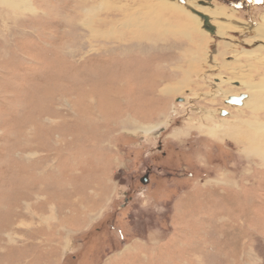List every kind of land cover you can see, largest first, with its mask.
Instances as JSON below:
<instances>
[{
	"label": "rangeland",
	"instance_id": "1",
	"mask_svg": "<svg viewBox=\"0 0 264 264\" xmlns=\"http://www.w3.org/2000/svg\"><path fill=\"white\" fill-rule=\"evenodd\" d=\"M18 1L0 0V264H264V0Z\"/></svg>",
	"mask_w": 264,
	"mask_h": 264
},
{
	"label": "bare ground",
	"instance_id": "2",
	"mask_svg": "<svg viewBox=\"0 0 264 264\" xmlns=\"http://www.w3.org/2000/svg\"><path fill=\"white\" fill-rule=\"evenodd\" d=\"M2 1H5L6 3L8 2V4H10L11 5V7H14V6H16V5H19V6H22L23 4H20L19 3V1L18 0H2ZM4 2V3H5ZM191 8H193V9H195V10H199V11H201V12H204V13H206V14H208L207 12H209V11H206L205 10V8L204 9H201L200 7H196L195 8V6L194 7H191ZM203 10V11H202ZM151 13V12H150ZM194 13V12H193ZM210 13V12H209ZM209 15V14H208ZM210 16V15H209ZM92 17V16H91ZM197 17V16H196ZM194 18V17H193ZM98 19V18H97ZM196 19V18H195ZM209 19H210V17H209ZM88 20V19H87ZM90 20V19H89ZM139 20H141L139 17L138 18H135V17H131L129 20H127V22H123V23H120V26L121 27H134V30H136V31H134L133 33H132V35L133 36H139V35H137V33H139V32H141V30L143 31V30H146V29H148V30H155V29H152V28H150V27H152V25L150 24V23H146V22H141V21H139ZM197 20V19H196ZM98 21V23H100V24H105L106 23V21H104V19H100V20H97ZM92 21L90 20V21H88L87 22V24H86V26H88L90 23H91ZM89 23V24H88ZM197 23H199V21L197 20ZM211 23V22H210ZM113 25H115L116 27H119V25L118 24H113ZM112 25V26H113ZM158 27V26H157ZM147 30V31H148ZM91 31H95V33L97 32H103V31H97V30H95V29H92ZM157 31V30H156ZM210 32V31H209ZM95 33H93L92 35H94ZM108 33V32H107ZM214 33V32H213ZM102 34V33H101ZM110 35V34H109ZM98 36V35H97ZM100 36V35H99ZM111 36V35H110ZM104 37H106V36H104ZM118 37V36H117ZM161 90V92H166V89H167V86H162L161 88H160ZM247 96V95H246ZM245 96V97H246ZM244 97V98H245ZM248 99L246 100V102L248 103V102H250L251 104H252V108H254L253 110H255V109H258L259 108V106H258V104H256V100H253V101H250V97L248 96L247 97ZM256 98H257V96H256ZM252 100V99H251ZM245 102V103H246ZM242 103V102H241ZM260 105H262V104H260ZM261 107H263V106H261ZM262 124V123H261ZM258 126V125H257Z\"/></svg>",
	"mask_w": 264,
	"mask_h": 264
},
{
	"label": "water",
	"instance_id": "3",
	"mask_svg": "<svg viewBox=\"0 0 264 264\" xmlns=\"http://www.w3.org/2000/svg\"><path fill=\"white\" fill-rule=\"evenodd\" d=\"M179 1L183 2V0H179ZM200 3L204 4V0H200ZM189 8L192 12L197 14L202 19L203 28L210 31L211 33H213L215 30V26L212 23H210L209 16L206 13H203L199 10L197 11L191 7H189ZM245 96H246V93H244V92H240L237 95L231 94V95L227 96V98L225 99L224 102L228 103V104H233V105H241V102ZM225 112H226L225 109H221V111H220L221 114H224ZM146 176H147V173H145V177H143L141 179L142 182H146V179H147Z\"/></svg>",
	"mask_w": 264,
	"mask_h": 264
},
{
	"label": "flooded vegetation",
	"instance_id": "4",
	"mask_svg": "<svg viewBox=\"0 0 264 264\" xmlns=\"http://www.w3.org/2000/svg\"><path fill=\"white\" fill-rule=\"evenodd\" d=\"M204 2H205V0H204Z\"/></svg>",
	"mask_w": 264,
	"mask_h": 264
}]
</instances>
